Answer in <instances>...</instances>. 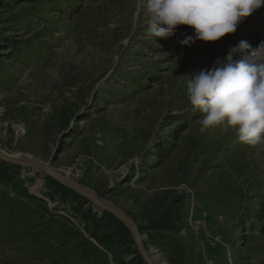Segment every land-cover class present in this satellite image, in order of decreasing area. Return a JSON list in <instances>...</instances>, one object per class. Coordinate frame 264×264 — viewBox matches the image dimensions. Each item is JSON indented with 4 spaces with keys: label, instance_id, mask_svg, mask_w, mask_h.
Wrapping results in <instances>:
<instances>
[{
    "label": "rangeland",
    "instance_id": "obj_1",
    "mask_svg": "<svg viewBox=\"0 0 264 264\" xmlns=\"http://www.w3.org/2000/svg\"><path fill=\"white\" fill-rule=\"evenodd\" d=\"M141 3L0 0V151L118 206L156 264H264V144L202 133L187 100L240 40L261 44L258 23L154 37ZM66 188L0 161V264H145L118 219Z\"/></svg>",
    "mask_w": 264,
    "mask_h": 264
},
{
    "label": "clouds",
    "instance_id": "obj_2",
    "mask_svg": "<svg viewBox=\"0 0 264 264\" xmlns=\"http://www.w3.org/2000/svg\"><path fill=\"white\" fill-rule=\"evenodd\" d=\"M264 7V0H142L150 34L165 38L179 26L194 30L195 40L216 42ZM184 43H188L185 41ZM239 56L238 59L234 58ZM187 100L202 113L201 132L222 126L236 131L248 146L264 144V42L253 49L241 41L223 62L200 71L187 85Z\"/></svg>",
    "mask_w": 264,
    "mask_h": 264
},
{
    "label": "water",
    "instance_id": "obj_3",
    "mask_svg": "<svg viewBox=\"0 0 264 264\" xmlns=\"http://www.w3.org/2000/svg\"><path fill=\"white\" fill-rule=\"evenodd\" d=\"M0 161L18 165L21 167H29L44 172L48 177L58 181L65 187L73 190L77 194L85 197L94 210L103 211L111 214L118 219L130 232L137 252L145 264H156L154 255L145 248L142 237L135 223L126 215V213L112 202L100 198L96 193L87 187L67 178L58 173L56 170L48 167L46 164L28 157H12L5 152L0 151Z\"/></svg>",
    "mask_w": 264,
    "mask_h": 264
},
{
    "label": "bare ground",
    "instance_id": "obj_4",
    "mask_svg": "<svg viewBox=\"0 0 264 264\" xmlns=\"http://www.w3.org/2000/svg\"><path fill=\"white\" fill-rule=\"evenodd\" d=\"M254 14H256V15H258V13L257 12H255ZM260 22L257 24V26H256V28H255V30H254V32H253V34L255 35V39H257V41H260V43L261 42H264V20H259ZM255 24V23H254ZM254 29V28H253ZM252 29V30H253ZM250 32V31H249ZM243 33V32H242ZM241 33V34H242ZM245 34H249V33H245ZM251 35V34H250ZM239 37V36H238ZM244 38H247L248 36H243ZM250 37V36H249ZM248 37V38H249ZM252 38V37H251ZM250 38V39H251ZM247 40V39H246ZM242 41H243V39H242ZM240 42H241V40H240ZM238 43H239V41H238ZM219 57V56H218ZM220 58V57H219ZM217 60V59H216ZM263 149V148H262ZM262 152V151H261ZM12 157H16V156H12Z\"/></svg>",
    "mask_w": 264,
    "mask_h": 264
},
{
    "label": "trees",
    "instance_id": "obj_5",
    "mask_svg": "<svg viewBox=\"0 0 264 264\" xmlns=\"http://www.w3.org/2000/svg\"><path fill=\"white\" fill-rule=\"evenodd\" d=\"M5 163V162H4ZM67 189V188H66ZM68 190V189H67ZM104 214H108V215H110L109 213H104ZM110 216H112V215H110ZM121 223V222H120Z\"/></svg>",
    "mask_w": 264,
    "mask_h": 264
}]
</instances>
